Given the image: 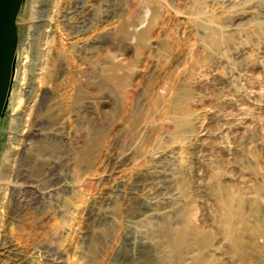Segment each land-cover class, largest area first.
I'll list each match as a JSON object with an SVG mask.
<instances>
[{
    "label": "rangeland",
    "instance_id": "374dc122",
    "mask_svg": "<svg viewBox=\"0 0 264 264\" xmlns=\"http://www.w3.org/2000/svg\"><path fill=\"white\" fill-rule=\"evenodd\" d=\"M17 25L0 264H264V0H24Z\"/></svg>",
    "mask_w": 264,
    "mask_h": 264
},
{
    "label": "water",
    "instance_id": "95a60500",
    "mask_svg": "<svg viewBox=\"0 0 264 264\" xmlns=\"http://www.w3.org/2000/svg\"><path fill=\"white\" fill-rule=\"evenodd\" d=\"M24 0H0V120L8 103L19 32L17 18Z\"/></svg>",
    "mask_w": 264,
    "mask_h": 264
},
{
    "label": "bare ground",
    "instance_id": "6f19581e",
    "mask_svg": "<svg viewBox=\"0 0 264 264\" xmlns=\"http://www.w3.org/2000/svg\"><path fill=\"white\" fill-rule=\"evenodd\" d=\"M21 149H22V148H21ZM181 238H182V237H179L177 241H178V242H181Z\"/></svg>",
    "mask_w": 264,
    "mask_h": 264
}]
</instances>
